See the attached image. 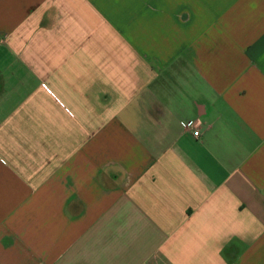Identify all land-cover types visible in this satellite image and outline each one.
<instances>
[{
  "label": "crops",
  "instance_id": "crops-1",
  "mask_svg": "<svg viewBox=\"0 0 264 264\" xmlns=\"http://www.w3.org/2000/svg\"><path fill=\"white\" fill-rule=\"evenodd\" d=\"M0 264H264V0H0Z\"/></svg>",
  "mask_w": 264,
  "mask_h": 264
},
{
  "label": "built area",
  "instance_id": "built-area-1",
  "mask_svg": "<svg viewBox=\"0 0 264 264\" xmlns=\"http://www.w3.org/2000/svg\"><path fill=\"white\" fill-rule=\"evenodd\" d=\"M189 126L192 127V128H197V127H198V122L192 123V124H190ZM194 135H195V136H198L199 133H198V132H195Z\"/></svg>",
  "mask_w": 264,
  "mask_h": 264
}]
</instances>
